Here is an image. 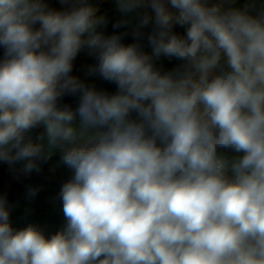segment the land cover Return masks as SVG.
<instances>
[{"label": "clouds", "instance_id": "9594fccd", "mask_svg": "<svg viewBox=\"0 0 264 264\" xmlns=\"http://www.w3.org/2000/svg\"><path fill=\"white\" fill-rule=\"evenodd\" d=\"M59 2L0 0V161L72 172L52 234L0 195V264H264V0Z\"/></svg>", "mask_w": 264, "mask_h": 264}, {"label": "trees", "instance_id": "16d2710c", "mask_svg": "<svg viewBox=\"0 0 264 264\" xmlns=\"http://www.w3.org/2000/svg\"><path fill=\"white\" fill-rule=\"evenodd\" d=\"M47 2L53 9L59 10L63 7L59 0H47ZM223 4L226 8L230 6L227 1ZM97 15H104L109 18V24L105 29L106 34H111L113 31H123V29H113L112 27V23L121 15L115 7L114 0L100 2ZM176 30L183 32V29L179 27ZM130 42H132V37H126L125 43ZM0 54H2V49H0ZM95 62L94 58L86 57L81 53L74 62L73 75L82 79L86 78L85 66ZM164 62L168 63L166 60ZM87 79L89 82L94 81L97 87L104 88L109 92L116 90L115 85L98 76ZM68 99L71 100V98ZM42 131V128L33 131L34 142L40 143L36 137ZM61 155L60 152L58 155L51 156L41 164L40 172L33 171L30 174H23L19 171L23 161L14 165L0 161V195H7L11 205L10 219L14 227H22L33 222L44 227L48 234H52L65 223L59 192L62 184L71 178L72 172L61 163ZM30 188H36L39 191L35 196H29Z\"/></svg>", "mask_w": 264, "mask_h": 264}, {"label": "crops", "instance_id": "0c3cea01", "mask_svg": "<svg viewBox=\"0 0 264 264\" xmlns=\"http://www.w3.org/2000/svg\"><path fill=\"white\" fill-rule=\"evenodd\" d=\"M225 1H227V0H225ZM237 3H238V5H243L244 3H245V0H237ZM58 154H60V152L57 150V151H55L54 153H53V155L52 156H54V155H58Z\"/></svg>", "mask_w": 264, "mask_h": 264}, {"label": "water", "instance_id": "95a60500", "mask_svg": "<svg viewBox=\"0 0 264 264\" xmlns=\"http://www.w3.org/2000/svg\"><path fill=\"white\" fill-rule=\"evenodd\" d=\"M222 2H225V0H222Z\"/></svg>", "mask_w": 264, "mask_h": 264}]
</instances>
